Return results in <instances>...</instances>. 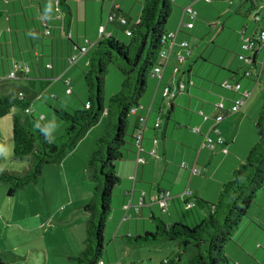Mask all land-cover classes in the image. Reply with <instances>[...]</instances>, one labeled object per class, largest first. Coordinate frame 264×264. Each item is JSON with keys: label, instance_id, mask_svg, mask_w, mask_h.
<instances>
[{"label": "crops", "instance_id": "obj_1", "mask_svg": "<svg viewBox=\"0 0 264 264\" xmlns=\"http://www.w3.org/2000/svg\"><path fill=\"white\" fill-rule=\"evenodd\" d=\"M11 1L14 10L16 7L27 10L30 6L34 9V14L31 10L33 25L42 37L37 38L36 42L31 40V48L28 49L26 45V50L21 51L20 56H17L11 43V58L15 62L20 60L30 68L29 75L38 78L58 81L61 76L63 79H69V74L73 73L70 87L78 101L72 98L73 93L66 95V92L62 91L61 87L66 89L63 83L57 82L55 87L61 89L64 104L72 110H77L87 101L84 82L81 84L87 60L78 49L86 47L89 51L98 40L104 38H114L118 42L126 43L127 40H121L126 36L115 25L107 23V20L113 12L120 11L129 20L128 27H133L139 21L141 3L144 0H64L63 5L59 6V13L55 11V4L59 0H5L7 12L10 11L8 3ZM172 1L173 7L166 29L168 32H177L181 21L191 22L192 29L182 28L177 33L175 51H179L180 43L186 42L192 49V54L184 64H178L172 56L161 78L148 80L140 107L129 118L130 134L133 135L135 128L142 130L141 157L145 159V163L136 164L137 149L133 148L127 158L115 165L120 184L113 191L111 220L107 225V230L114 232V239L153 232V218L161 219L166 224L177 222L181 212L186 210L187 198L181 196L186 190L192 191L195 198L209 203L215 202L222 186L257 142L255 122L264 97V90L260 89L264 75V44L252 50H243L242 46L245 40L256 38L264 29L262 2L228 0L230 3L227 4L226 0H210L209 3L204 0ZM187 7L196 12L195 20L190 21L189 17L183 14ZM230 13L232 18L222 25L221 33H233L235 44L232 48L240 56H237L231 66H228L229 60L221 63L216 59H208L211 62L215 60L216 65L204 61L202 55H196L197 52L194 51L198 40L195 36L206 34L210 25L218 28V19ZM256 15L261 16L263 21L255 22ZM101 28H104L102 37L99 36ZM63 36L66 37L67 43ZM35 44H39L40 51L35 49ZM74 55L77 62L69 66L68 59ZM48 65L50 68H47ZM11 66L7 64V70H10ZM76 67H79L81 74ZM109 73L105 85L106 98L116 94L122 82L119 72L111 69ZM179 74L184 76L179 80L185 84L183 93L163 97V91L166 88L171 90L170 83L176 81ZM75 82L78 84L73 89ZM223 82L232 87L239 85L240 90L235 92L224 89L220 86ZM242 93L248 94L243 108L228 114L217 125L220 136L227 143L229 153L222 154L223 147L220 146L210 152L202 145V135L212 125L214 104L221 101L229 108ZM57 101L62 103L61 100ZM32 107L44 118L45 123L49 120L51 124L57 123L52 117L48 119V114L42 112V109ZM46 125L53 139L60 134L52 132L47 123ZM105 126L106 119L102 117L61 164L49 166L54 168L47 170L66 190V197L56 213L67 222L83 215L81 209L92 197L94 185L90 180L87 163L97 140L105 133ZM194 128H199L200 134H194L191 131ZM210 137L216 138L212 133ZM154 140L157 141L155 147ZM153 148L156 155L150 156ZM182 163L186 165V169L181 168ZM191 168H197L200 175H192ZM163 194L170 195L164 213L153 202ZM205 215L206 211L203 209L197 213L198 218ZM82 222L85 224V216ZM253 254H250L252 260L256 257V254Z\"/></svg>", "mask_w": 264, "mask_h": 264}, {"label": "trees", "instance_id": "obj_2", "mask_svg": "<svg viewBox=\"0 0 264 264\" xmlns=\"http://www.w3.org/2000/svg\"><path fill=\"white\" fill-rule=\"evenodd\" d=\"M260 2L264 6V0ZM63 3L64 0L58 1L59 6ZM172 7V0H144L139 21L131 28L128 27L129 20L120 11H115L116 15L126 20L127 26L116 21L112 24L124 35L125 30L129 29L131 36L127 37L126 43L114 38L98 40L85 53L87 66L82 75L86 103L77 110L51 108L53 114L64 123L63 135L59 139L52 138L44 118L34 117L33 107L24 97L10 95L0 98V119L9 116L14 110L18 111L12 118V161L27 164L21 173L0 168V184L8 187V197L39 183L44 167L61 164L89 130L102 117L106 119L105 133L97 140L87 163L94 189L90 201L81 209L87 215L85 247L79 256L70 259L74 264H110L103 257L107 244V225L112 214L113 191L120 184L115 165L127 158L133 148L136 150L133 135L129 132V118L133 116L132 110L140 107L148 80L154 78V68L167 44L166 26ZM78 50L81 51V48ZM17 65L28 67L13 61L6 73L7 78ZM111 67L120 73L122 82L120 90L107 100L105 80ZM28 69L27 74L18 72L14 79L29 78ZM59 80L65 85V92L71 90L70 94H65L71 95V80L63 79L62 76ZM86 105H89L88 109ZM27 109L31 112H25ZM255 129L257 142L222 186L215 202H205L192 195L185 201L186 210L181 212L177 222L166 224L161 219L153 218L154 231L140 236L127 235V244L176 243V255L161 264L181 262L189 247L196 249L197 253L183 264H230L225 247L233 240L240 223L248 217L257 193L264 189V97ZM202 209L206 215L198 218L197 213Z\"/></svg>", "mask_w": 264, "mask_h": 264}, {"label": "rangeland", "instance_id": "obj_3", "mask_svg": "<svg viewBox=\"0 0 264 264\" xmlns=\"http://www.w3.org/2000/svg\"><path fill=\"white\" fill-rule=\"evenodd\" d=\"M226 3L230 2L226 0ZM5 4V0H0V98L10 95L24 97L27 103L42 109V112L48 114V119L52 117L57 121V123L53 121L52 124L51 120L46 121L52 132H60L54 137V140H57L63 135L64 123L53 114L51 108L67 107L62 101L61 89L55 87L57 82H63L33 75L18 79L6 77L7 64H13L11 43L17 56H20V52L26 50V45L28 49L31 48V40L36 42L37 38L42 37L33 25L31 10L33 12L34 9L31 6L27 10L17 7L14 10L11 1L8 3L10 11L7 12ZM231 16L232 13L217 18L220 25L218 28L210 25L206 34L195 36L198 40L194 51L197 52L196 55H202L204 61L212 58L217 62L226 63L229 60L228 66H231L237 60V56H240L232 48L235 44L233 33L231 31L221 33L222 25L230 20ZM63 39L67 43L65 36ZM121 40L126 41L127 38L123 36ZM35 45V49L40 51L39 44ZM17 61L22 64L20 60ZM213 61L209 62L216 65L217 62ZM111 69L114 68L111 67L109 72ZM76 70L81 74L79 67H76ZM71 75L69 74V79ZM183 78L184 76L179 74L177 80L170 83L169 97L179 94L177 83ZM77 84L75 82L73 89ZM61 88L65 92V89ZM260 89L264 90V75ZM74 93L72 98L78 101ZM57 100H61L62 103ZM16 113L18 111L14 110L9 116L0 119V168L21 173L27 168V164L12 161V118ZM34 117H41L35 109ZM49 166L43 169L42 180L39 183L25 187L13 197H8V187L0 184V264H74L70 259L83 252L87 215H78L71 222L57 215L56 210L63 203L66 190L57 179L54 180L53 174L47 171L54 168ZM84 216L85 224L82 222ZM177 251L178 245L174 242L129 246L125 236L114 239V232L107 230L103 259L110 264H161L171 260ZM196 253V249L189 247L181 262L176 264H183ZM225 254L230 259V264H264V189L257 193L255 202L248 211V217L240 223L233 240L226 245ZM250 254L255 255V259L252 260Z\"/></svg>", "mask_w": 264, "mask_h": 264}, {"label": "built area", "instance_id": "obj_4", "mask_svg": "<svg viewBox=\"0 0 264 264\" xmlns=\"http://www.w3.org/2000/svg\"><path fill=\"white\" fill-rule=\"evenodd\" d=\"M205 2L209 3L210 0H204ZM55 11L57 13H59V4L58 2H56L55 4ZM184 15H187L190 19V21H193L196 19L197 14L195 11L192 10L191 7H187L184 9L183 12ZM255 22H261L263 21V19L261 18V16L256 15L254 17ZM116 21L117 24H120L122 26H127V22L126 20L122 17V16H118L115 14V12H113L108 20L107 23L112 24V22ZM192 29L193 28V24L191 22H180L177 32H168L167 34V44L166 47L162 50L160 57L158 59L157 62V66L154 68V78H161V75L164 71V69L168 66L169 64V60L172 56L175 57V60L178 64H184L185 61L187 60L188 57L191 56L192 54V49L190 48V46L186 43H180L178 45L179 51L176 52L175 51V40L177 37V33L182 29ZM104 34V28H101L99 30V36H103ZM125 36L126 37H130L131 36V31L129 29L125 30ZM264 44V29H262L259 34L257 35L256 38L254 39H248L245 40V43L243 44L242 48L243 50H252L255 49L256 47H258L259 45ZM87 48H81L80 53L84 54L87 52ZM77 62V57L76 55L71 56L68 59V63L69 66L74 65ZM47 68H50V65L47 66ZM18 72H24L25 74H27L29 72L28 67H20V66H14L12 72L9 74V78L10 79H14L16 77V74ZM68 80L66 81V85H68ZM222 88L227 89V90H234L235 92H238L240 90V86L236 85L235 87L230 86L227 82H223L220 85ZM185 90V84L183 82H179L177 85V91L178 92H183ZM71 90L68 89L67 90V94H70ZM170 89L166 88L162 95L163 97H167L170 94ZM248 97V94L246 93H242L241 97L233 102V105L230 106L229 108H226L224 106V104L220 101L214 104V113H213V117H212V125L209 127L208 131L202 135L203 139V147L208 149L210 152H213L217 147H223L221 153L224 155H227L229 153L228 149H227V143L226 141L223 139V137L220 136L219 130L217 129V125L223 121L225 119V117L228 114H232V113H236L239 110H241V108H243V106L246 103V98ZM86 108H89V105H86ZM25 112L30 113L31 110L27 109ZM136 112V110H132V115H134ZM158 126V124L156 125V127ZM194 134H200V129L199 128H194L191 130ZM214 134L215 135V139H212L210 137V134ZM133 139L135 142V147L137 149V157H136V164L140 165V164H144L145 163V159L141 157V143H142V139H143V134H142V130L138 129L135 130V132L133 133ZM157 144V141L154 140L153 141V146L155 147ZM156 155V151L155 148H153L150 151V156H155ZM181 168L186 169V165L184 163L181 164ZM190 173L192 175H200V171L197 168H191ZM193 195V192L190 190H186L181 196L182 197H186L191 198ZM170 198L169 194H163V195H159L158 197H156L154 199V203L157 204L159 206V208L161 209L162 213L166 212L167 210V205H168V199ZM190 207V205H189ZM103 264V263H101Z\"/></svg>", "mask_w": 264, "mask_h": 264}]
</instances>
